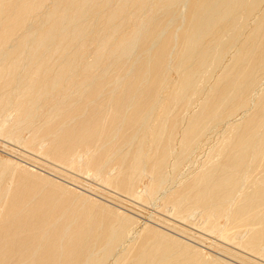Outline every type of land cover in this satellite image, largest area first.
<instances>
[{
	"label": "bare ground",
	"instance_id": "6f19581e",
	"mask_svg": "<svg viewBox=\"0 0 264 264\" xmlns=\"http://www.w3.org/2000/svg\"><path fill=\"white\" fill-rule=\"evenodd\" d=\"M0 138L264 264V0H0ZM135 222L0 161V264H229Z\"/></svg>",
	"mask_w": 264,
	"mask_h": 264
},
{
	"label": "rangeland",
	"instance_id": "374dc122",
	"mask_svg": "<svg viewBox=\"0 0 264 264\" xmlns=\"http://www.w3.org/2000/svg\"><path fill=\"white\" fill-rule=\"evenodd\" d=\"M211 139L214 140L213 137ZM0 161L9 162L10 164L25 169L30 173L47 178L76 194L79 193V195H85V197L94 202H98L103 206L106 205V207L114 211L121 214L123 213L124 215L133 218V220L135 219V232L137 233L144 228H154L158 231H163L165 234L184 243H188V245L195 247L198 251L200 250V252L206 257H215L216 259H220L229 264H247L226 252L227 250L238 252L237 249L221 244L216 241L214 237L212 238V236L208 237L201 233L195 226L184 225L173 221V219H171L166 213H163L160 200L148 207H142L133 202L131 203V201L115 194L112 190L105 187L103 188L100 184L99 186L94 180L82 178L81 176L79 177L77 174L74 175L75 173L62 170L58 166H53L48 162L37 160L36 158L29 156L22 150V148L2 138H0ZM185 171L188 172V169L184 168V172ZM141 189L142 187L139 188V191H141ZM167 223L169 225H167ZM224 246L226 247L224 248ZM241 255L243 256V254Z\"/></svg>",
	"mask_w": 264,
	"mask_h": 264
}]
</instances>
